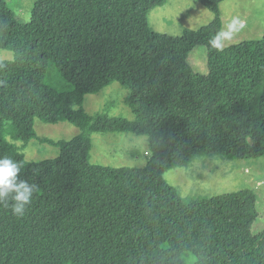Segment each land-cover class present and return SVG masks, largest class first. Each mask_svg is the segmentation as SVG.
Here are the masks:
<instances>
[{
  "label": "trees",
  "instance_id": "obj_1",
  "mask_svg": "<svg viewBox=\"0 0 264 264\" xmlns=\"http://www.w3.org/2000/svg\"><path fill=\"white\" fill-rule=\"evenodd\" d=\"M197 1L213 22L169 37L149 23L168 0H39L24 25L0 0V51L13 54L0 59V156L21 162L20 178L38 186L23 214L11 197L0 202V264H264L254 191L197 209L164 179L198 158L264 159V39L223 48L221 5L230 0ZM131 44L165 56L149 77L121 66ZM198 47L207 76L189 64ZM114 83L130 91L134 120L82 108ZM36 119L81 135L46 140L61 155L28 162L13 142L38 138ZM108 132L147 137V165L92 164V136ZM211 213L224 219L212 223Z\"/></svg>",
  "mask_w": 264,
  "mask_h": 264
},
{
  "label": "rangeland",
  "instance_id": "obj_2",
  "mask_svg": "<svg viewBox=\"0 0 264 264\" xmlns=\"http://www.w3.org/2000/svg\"><path fill=\"white\" fill-rule=\"evenodd\" d=\"M39 0H6L19 24L30 23L33 10ZM224 21L223 48L244 42L264 39V0H230L221 5ZM214 20V14L197 0H168L164 7L156 8L149 17L155 33L169 37H181L184 29L199 31ZM124 45L119 51L121 66L139 77H149L165 56L142 46ZM13 54L0 51V59L11 60ZM189 64L200 75L207 76L208 52L205 47L196 48L189 57ZM130 91L114 83L99 94L89 95L83 109L91 115L107 114L111 118L134 120L127 105ZM38 138L29 144L13 142L22 149L26 161L42 163L61 155L59 147L46 142H71L81 135V130L68 123L48 124L35 120ZM151 158L148 138L133 133H100L92 136L91 163L113 168H144ZM164 179L182 197L196 200L197 209L212 206L214 200L224 196L252 190L258 196V221L253 234L264 232V159L257 161H226L216 158H198L188 168L173 169ZM215 202V201H214ZM200 205H203L200 207ZM226 214L229 207L220 206ZM215 223L223 217L209 214Z\"/></svg>",
  "mask_w": 264,
  "mask_h": 264
},
{
  "label": "clouds",
  "instance_id": "obj_3",
  "mask_svg": "<svg viewBox=\"0 0 264 264\" xmlns=\"http://www.w3.org/2000/svg\"><path fill=\"white\" fill-rule=\"evenodd\" d=\"M21 169V162L8 155L0 156V202H6L11 197L14 201L12 210L17 215L23 214L33 194L38 191L36 184L20 178Z\"/></svg>",
  "mask_w": 264,
  "mask_h": 264
}]
</instances>
